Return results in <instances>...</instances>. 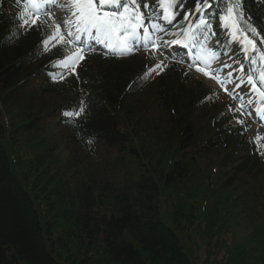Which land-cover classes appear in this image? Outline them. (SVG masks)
Segmentation results:
<instances>
[{
    "label": "trees",
    "instance_id": "trees-1",
    "mask_svg": "<svg viewBox=\"0 0 264 264\" xmlns=\"http://www.w3.org/2000/svg\"><path fill=\"white\" fill-rule=\"evenodd\" d=\"M22 11L0 0V264H194L186 230L200 220L209 237L232 208L250 218L251 245L234 242L226 264H264V136L248 140L245 122L231 123L181 64L165 62L150 82L145 73L164 60L155 52H87L64 73L65 49L53 41L45 51L53 20L25 25ZM214 11L211 30L224 43ZM240 12L264 52V0H241ZM185 22L177 15L172 27ZM230 54L248 62L238 42ZM151 83L152 100H139ZM47 96L58 102L37 105ZM242 179L261 180L262 192L240 208L226 197Z\"/></svg>",
    "mask_w": 264,
    "mask_h": 264
},
{
    "label": "snow or ice",
    "instance_id": "snow-or-ice-1",
    "mask_svg": "<svg viewBox=\"0 0 264 264\" xmlns=\"http://www.w3.org/2000/svg\"><path fill=\"white\" fill-rule=\"evenodd\" d=\"M188 3L196 4L191 13L187 10ZM224 3L225 7L221 9L219 3L214 4L212 0H204L203 4L200 0H153V6L149 9V0H139V3L137 0H25L20 19L23 24L31 26L37 22L40 14L63 6L60 23L53 21L52 34L44 41V45L45 51H49V42L55 41L54 47L59 45L65 49L64 58L56 61L57 66L65 69L75 70V65L84 58L82 52L91 49V41L103 44L110 54L116 56L132 53L138 48L156 47L172 54L168 50L176 45L185 49L184 55H187V50L190 49L193 53L192 66L196 67L197 71L215 78L225 91H229L228 85L231 84L233 95L240 98L234 90L247 84L251 86L250 92L264 102V52L257 49L255 41L249 39L241 28V0H224ZM141 4L144 6L143 12L140 10ZM213 9L214 18L219 21L218 27L222 25L228 30V40L221 45L220 51H211L208 45L209 34L217 36L214 44H221L219 34L211 30L209 14L213 13ZM190 14L198 17L194 26L190 24L188 28H182L180 33L166 31L165 24L171 25L177 15H182L184 20H188ZM250 31L255 34V29ZM158 33L179 35L180 38L164 41ZM237 42L249 61L246 79L234 75L235 72L244 73L245 66L236 60L234 55H229V52L234 51ZM152 58L156 59L155 55ZM173 58H178V54ZM217 61L215 69L211 72L205 70ZM200 64H204V67H199ZM237 64L239 67H234ZM165 66L161 61L149 68L145 76L153 73L158 75ZM221 72L224 74L223 79L219 76ZM60 78L63 79V76ZM258 84L260 87H257ZM244 103L245 101L241 100V108ZM246 103L251 105L253 101L249 98ZM83 112L84 107L81 106L78 111L68 115L80 116ZM237 122L242 125L244 123L242 119ZM256 139L259 141L261 138Z\"/></svg>",
    "mask_w": 264,
    "mask_h": 264
},
{
    "label": "rangeland",
    "instance_id": "rangeland-1",
    "mask_svg": "<svg viewBox=\"0 0 264 264\" xmlns=\"http://www.w3.org/2000/svg\"><path fill=\"white\" fill-rule=\"evenodd\" d=\"M56 20L60 23V17L63 13V6H57L52 9L51 11ZM143 12V11H142ZM147 14V13H146ZM63 29V25H62ZM161 40L167 41L171 40V38H168V35H165L164 33H158L157 34ZM180 36L177 35L172 39H179ZM91 43V47L95 46L96 44ZM97 43V42H96ZM159 44V41L157 42ZM220 46V45H218ZM100 47V46H96ZM155 49L160 50L162 53H166L170 56H176L178 54V57H182L186 59L185 61L189 65V72L192 76H189L191 79L193 78H202V80L208 84L214 91V95H218L221 99V102L223 105H226L228 102L231 101L233 108L237 107L239 109V112H243L242 116H249L252 125L254 126V129H259L264 127V119H258L255 117L256 109L263 108L262 104L258 101L257 96H253V94L250 92V85H243L239 89H235V93L240 96V98H236L233 95L232 85L229 84L228 88L229 91H225L224 88L218 83V81L213 78L210 75H205L204 72L197 71V68L192 66V59H193V53L189 49L187 50L188 54L184 55L185 49L177 47L176 45L172 46V49H175V51H172V49H169L168 51L172 54H168V52L162 51L161 47H156ZM217 51V50H215ZM218 61L216 63H213L211 68L205 69L208 72H211L212 69H215L217 67ZM199 67H204V64L198 65ZM234 67H237V65H234ZM248 67L245 68V72H235L234 75L237 77H246ZM223 73H219V76L221 79H223ZM194 76V77H193ZM154 83L149 84V88L146 92L142 93L140 96L141 101L149 103L154 94ZM243 93H248V95H242ZM250 94L252 96H250ZM251 98L253 101V98H256L257 101L248 105L246 101ZM46 101L43 103H39L37 105H41V108H45V106H50L54 102H58L57 99L53 96H47ZM241 100L245 101L243 108H241ZM139 102V103H143ZM45 105V106H44ZM151 110L154 111L153 105L150 107ZM230 109H227L229 111ZM251 113V114H250ZM221 154L216 153L213 156L212 162L216 163L219 159ZM228 173V172H227ZM260 184H262L261 180H255V179H242L241 181L236 184V188L228 191V195L226 197V201L231 203V201L235 198L238 203L237 205L242 208L244 204L248 202H255L260 195V192H262L260 187ZM223 212L218 217L214 218V226L212 233H208L209 237L202 236V225H199L198 221L201 223L202 221L198 220L194 225L189 227L186 230L187 237L189 240H191L194 243V250L193 252H190L191 259L194 262V264H226L227 259V248L231 247L233 243H246L245 245L250 246L251 242V220L249 217H246L244 215H240L237 209L232 208V215L230 214V217L225 216L223 219ZM247 216V215H246ZM199 225V226H198ZM200 227V228H199ZM227 229H223V228ZM219 230H226L224 232H218ZM217 231V232H216ZM218 233V236L216 235ZM96 252L92 251L90 254L92 257H96Z\"/></svg>",
    "mask_w": 264,
    "mask_h": 264
}]
</instances>
